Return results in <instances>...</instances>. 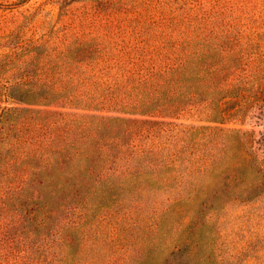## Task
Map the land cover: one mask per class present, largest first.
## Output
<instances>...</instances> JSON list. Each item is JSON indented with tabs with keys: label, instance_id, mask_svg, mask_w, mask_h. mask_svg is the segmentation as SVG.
Listing matches in <instances>:
<instances>
[{
	"label": "rangeland",
	"instance_id": "rangeland-1",
	"mask_svg": "<svg viewBox=\"0 0 264 264\" xmlns=\"http://www.w3.org/2000/svg\"><path fill=\"white\" fill-rule=\"evenodd\" d=\"M185 53L225 67L223 80L231 61L250 73L264 62V0H0V264H264V78L238 97L229 81L214 121L188 97L196 87L151 92L128 77L132 63L142 74ZM26 92L47 102L16 100ZM99 116L135 122L129 148L160 149L166 166L100 173L112 147L99 138L130 121L99 127ZM183 126L245 132L251 158L227 155L204 176L186 152L167 166ZM62 143L90 154L64 158Z\"/></svg>",
	"mask_w": 264,
	"mask_h": 264
},
{
	"label": "trees",
	"instance_id": "trees-1",
	"mask_svg": "<svg viewBox=\"0 0 264 264\" xmlns=\"http://www.w3.org/2000/svg\"><path fill=\"white\" fill-rule=\"evenodd\" d=\"M188 57V53H185L179 59L170 58L169 61L166 62L161 59L159 63H149V66L147 67L148 70L142 74L140 73L145 68L141 66V69H138L137 71V65L132 63L131 69L128 71V73H130L128 77H137L134 80V84L147 87L148 89H151V92L159 91L166 83L177 87L178 84L184 82L187 83V86L189 87H196L191 93H187L189 94L188 97L195 102H199L201 111H208L210 116H212L211 118H214V121L223 120L227 114V109L225 108L226 99L230 97L231 94L229 89H232V85H227L229 81L238 83L237 87H239L240 90L238 93H235V96L238 97L241 94V90L247 85L252 84L258 79V77L264 78V62L257 64L247 75L240 76L238 73L247 72L249 66L246 65V67H242V65H238L237 61H231L228 63V67L231 68L230 70L234 74L236 73V77L232 76L223 80L220 77V74L226 70L225 67H216L214 64L208 63L205 65L190 63ZM261 92L264 94V89H262ZM46 98L47 97L43 95L26 92L19 97H16V100L25 104H33V102L37 101L47 102ZM153 99L154 96L151 95V102ZM166 108L171 111L177 107L175 105H167ZM27 110L31 111L30 109ZM3 112H0V122H4V119L5 121L7 119L4 118L3 115H5V112ZM125 121L130 120L118 116H99L96 123L99 127L103 126L108 128L112 126L111 128H113L115 123L124 124ZM134 123L135 122L130 121L121 126V133L118 135L109 134L107 137L102 136L99 138V141L102 142V147H112V151L108 153L103 152L99 158V162H97L98 165H100V161L105 162V164L110 162V165L106 167L105 171L100 173L112 175L117 171L118 175H130L134 171L138 175H141L142 173H146L143 172V170L147 167L158 165L166 166L165 163L160 162V149L154 150L153 148H150L145 149L144 151L132 150L133 144L130 141L134 133ZM147 123L148 122H145V124ZM140 131L143 135L148 133L151 137H158L161 135L162 130H154V128L140 126ZM245 138L246 133L238 129H224L217 126H203L196 128H186L183 126L182 128L177 129L175 134V139H179L180 146L176 148L175 145L172 151H169L170 148H168L167 150L169 152H167V154H169L170 157L165 154L167 157L164 158H166L165 161L168 166L173 159H179L180 155L186 152L189 157L185 158L182 156L180 159L189 161L199 175L204 176L210 171H216L219 174L222 169H218V163H221L227 155H230L233 158H241V155H243V158H251L252 149H240ZM260 143H264V135L261 138ZM67 147L68 145H65V143H62V146L56 145L53 147V149H56L54 153L61 154L63 152L64 158H66V156L71 157L77 154L81 155V157H88L90 154L89 149L87 150L88 152L82 150L79 151L75 149L73 145L72 150L65 153V148ZM139 155H145V158L141 160L140 163H134L131 165L135 159L141 158ZM91 171L92 169L87 167L83 170V174H90ZM51 179H53V177H51ZM110 191H112V187H106V189L101 192L99 199L104 200L108 198Z\"/></svg>",
	"mask_w": 264,
	"mask_h": 264
}]
</instances>
